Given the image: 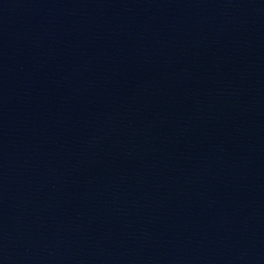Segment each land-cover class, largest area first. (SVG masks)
Listing matches in <instances>:
<instances>
[{"label": "water", "instance_id": "water-1", "mask_svg": "<svg viewBox=\"0 0 264 264\" xmlns=\"http://www.w3.org/2000/svg\"><path fill=\"white\" fill-rule=\"evenodd\" d=\"M0 264H264V0H0Z\"/></svg>", "mask_w": 264, "mask_h": 264}]
</instances>
